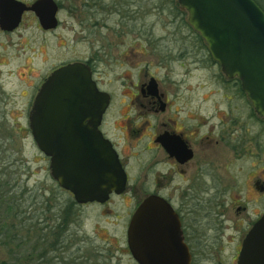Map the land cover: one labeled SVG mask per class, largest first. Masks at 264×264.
Instances as JSON below:
<instances>
[{"label":"rangeland","instance_id":"374dc122","mask_svg":"<svg viewBox=\"0 0 264 264\" xmlns=\"http://www.w3.org/2000/svg\"><path fill=\"white\" fill-rule=\"evenodd\" d=\"M132 4L138 13L130 20L105 10L76 17L61 12L58 27L46 33L26 13L15 31L0 29V193H8L4 200L14 207L6 221L15 225L11 236L16 234L13 240L0 235V264H137L126 237L135 201L123 196L114 197L106 207L78 205L52 177L50 158L31 134L34 98L50 73L64 63L100 58L96 77L101 89L114 98L104 129L119 148L125 147L135 180L147 156L140 151L149 139L125 138L121 131L128 121L133 129L145 126L146 134L154 132L156 114H143L145 109L139 103L133 106L130 99L139 83L150 78L171 99L180 94V108L211 113L238 109L248 133L257 131L264 141V121L250 118L249 99L241 98L235 82L226 80L178 2ZM247 191L251 192L245 179L243 200Z\"/></svg>","mask_w":264,"mask_h":264},{"label":"flooded vegetation","instance_id":"af4514ba","mask_svg":"<svg viewBox=\"0 0 264 264\" xmlns=\"http://www.w3.org/2000/svg\"><path fill=\"white\" fill-rule=\"evenodd\" d=\"M36 1L26 4L31 6ZM54 1L58 8V25L61 12L76 17L105 10L121 20H130L138 13L132 4L136 0H66L71 3L69 6ZM26 13L33 15L38 28L46 33L58 27L44 29L34 11L25 12L22 21ZM99 60L98 56H92L75 61L90 66L99 90L104 91L96 77ZM150 79L140 82L135 98L130 99H134L133 106L139 103L145 109L143 114H156L154 132L146 134L145 126L133 129L128 121L121 131L125 138H138L140 142L149 139L140 151L147 155L138 169L141 176L135 180L125 147L119 148L105 132L114 98L104 91L110 95V103L99 129L117 152L127 173V184L122 194L111 193L103 204H77L106 207L114 197L130 196L135 203L128 220L127 237L138 207L151 197H157L161 227L158 232L153 229V234L157 235L154 240L164 242L174 258L182 257L186 264H238L246 236L264 214V141L259 139L257 131L248 133L238 109H215L211 113L206 109L180 108V94H174L171 99L158 82L152 87ZM226 80L235 82L241 98L247 97L238 79ZM250 118L257 123L264 121L253 106ZM245 179L251 192L247 191L243 200L240 193ZM170 244L172 248L168 247Z\"/></svg>","mask_w":264,"mask_h":264},{"label":"water","instance_id":"95a60500","mask_svg":"<svg viewBox=\"0 0 264 264\" xmlns=\"http://www.w3.org/2000/svg\"><path fill=\"white\" fill-rule=\"evenodd\" d=\"M188 23L207 45L212 59L228 79H238L256 114L264 118V10L255 0H176ZM54 0L29 6L20 0H0V29L15 31L23 14L34 11L44 29L58 25ZM156 87V80H151ZM110 95L99 90L90 66L70 62L55 68L40 86L29 113L37 147L50 158L59 186L78 204L105 203L127 184L112 143L99 129ZM157 197L138 207L127 232V244L137 264H186L154 240L161 224ZM157 215V217H156ZM168 246V245H167ZM168 247L172 248L170 244ZM238 264H264V214L246 236Z\"/></svg>","mask_w":264,"mask_h":264},{"label":"trees","instance_id":"16d2710c","mask_svg":"<svg viewBox=\"0 0 264 264\" xmlns=\"http://www.w3.org/2000/svg\"><path fill=\"white\" fill-rule=\"evenodd\" d=\"M264 10V2L262 0H255ZM198 37L204 41L200 36L199 34L197 33ZM7 194V196H6ZM7 197L8 199V193L5 192V194H1L0 193V213L3 212L5 213L4 214V217H2V215L0 214V235H4V236H8L11 237L10 239H14L15 238V235L11 236L12 235V232L13 230H15V225L13 223H8L6 221V217H9L10 213L12 212V210H14V207L12 206V204L8 201H5L4 200V197ZM3 218V220L1 219Z\"/></svg>","mask_w":264,"mask_h":264},{"label":"bare ground","instance_id":"6f19581e","mask_svg":"<svg viewBox=\"0 0 264 264\" xmlns=\"http://www.w3.org/2000/svg\"><path fill=\"white\" fill-rule=\"evenodd\" d=\"M21 76L24 75L23 73L20 74Z\"/></svg>","mask_w":264,"mask_h":264}]
</instances>
